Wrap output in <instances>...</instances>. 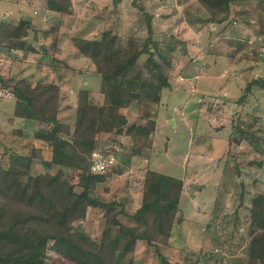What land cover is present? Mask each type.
<instances>
[{
	"label": "rangeland",
	"instance_id": "374dc122",
	"mask_svg": "<svg viewBox=\"0 0 264 264\" xmlns=\"http://www.w3.org/2000/svg\"><path fill=\"white\" fill-rule=\"evenodd\" d=\"M58 1L67 5L68 13L47 10V0H0V20L27 19L33 26L27 37L32 51L23 55L20 50L0 49V76L60 84L67 98L61 100L58 118L70 128L62 137L71 135L80 90L88 91L91 102L102 103L100 75L79 55L72 37L98 39L110 32L121 41L133 38L139 43L150 37L157 43L151 47L154 54L171 64L170 86L153 88L160 102L133 101L119 109L126 126L145 124L146 114L155 119L151 148L132 145L124 135H98L100 146L111 148L116 158L110 176L96 184L95 195L101 199L128 197L126 209H135L147 169L184 181L180 220L168 242L137 241L133 264L246 260L251 199L264 192V4H232L230 17L216 24L206 20L208 12L198 0ZM234 9L241 13L234 14ZM146 57L142 55L139 64ZM13 100L0 98V166H7L11 154L29 156L37 148L40 153L30 173L54 175L58 166L42 163L50 159L51 149L37 137L51 125L9 122L13 115L7 118L4 113ZM102 222V211L89 208L73 223V230L98 239ZM50 244L45 264L56 257Z\"/></svg>",
	"mask_w": 264,
	"mask_h": 264
},
{
	"label": "trees",
	"instance_id": "16d2710c",
	"mask_svg": "<svg viewBox=\"0 0 264 264\" xmlns=\"http://www.w3.org/2000/svg\"><path fill=\"white\" fill-rule=\"evenodd\" d=\"M198 1L208 12L206 20L220 24L230 17L232 4L247 0ZM259 2L264 4V0ZM46 9L69 12L67 5L58 0H47ZM233 13L241 11L234 9ZM30 30L33 26L27 19L0 20V49L20 50L26 55L33 50L27 40ZM52 36L57 41V36ZM71 43L100 75L102 103L91 102L86 89L78 92L69 138L61 136L70 128L58 118L63 99L60 84L0 76L1 88L13 93V117L51 125L49 132L38 133L37 137L51 149L50 159L42 163L58 166L54 175H32L31 162L40 153L37 148L29 156L11 154L7 166H0V264H45L49 242L50 250L56 254L51 264H133L137 241L166 244L175 222L180 220L183 179L147 169L139 205L129 210L128 197L127 201H118L95 195L96 184L110 176L116 160L102 172L92 169L93 152L114 155L111 148L100 146L101 133L124 135L132 145L151 148L155 119L146 114L142 117L149 119L145 124L126 126V117L119 109L133 101L160 102L159 92L153 88L170 86V61L154 54L151 47L156 48L157 43L150 37L139 43L133 38L121 41L110 32H102L98 39L72 37ZM144 54L147 57L139 64ZM89 208L103 214L98 239L73 230V223L85 217ZM247 221L246 260L240 264H264V192L252 197ZM162 264L171 263L162 259Z\"/></svg>",
	"mask_w": 264,
	"mask_h": 264
},
{
	"label": "built area",
	"instance_id": "2783aa9c",
	"mask_svg": "<svg viewBox=\"0 0 264 264\" xmlns=\"http://www.w3.org/2000/svg\"><path fill=\"white\" fill-rule=\"evenodd\" d=\"M13 93L7 88H0V98H12ZM92 169L98 172L104 171L107 166H111L115 162V157L111 153L93 152Z\"/></svg>",
	"mask_w": 264,
	"mask_h": 264
},
{
	"label": "crops",
	"instance_id": "0c3cea01",
	"mask_svg": "<svg viewBox=\"0 0 264 264\" xmlns=\"http://www.w3.org/2000/svg\"><path fill=\"white\" fill-rule=\"evenodd\" d=\"M63 98L64 99L62 101H64L67 98V96L63 95ZM8 105H9V110L7 111V109H5L6 112L4 113V115L6 114L7 118L8 117L11 118L13 115V110H14V100L11 103H8ZM69 109H72V108H69ZM10 121H11V123L12 122H14L15 124L23 123L24 125H28V126H31L33 124V120L23 119V118H18V117H14L13 120H9V122Z\"/></svg>",
	"mask_w": 264,
	"mask_h": 264
}]
</instances>
